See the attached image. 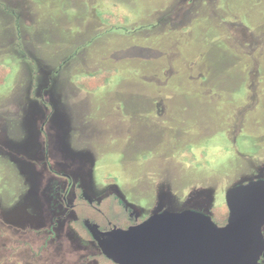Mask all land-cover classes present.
Here are the masks:
<instances>
[{
	"label": "rangeland",
	"instance_id": "rangeland-1",
	"mask_svg": "<svg viewBox=\"0 0 264 264\" xmlns=\"http://www.w3.org/2000/svg\"><path fill=\"white\" fill-rule=\"evenodd\" d=\"M0 65V246L43 245L52 217L67 229L61 158L132 218L211 215L264 179V0H0Z\"/></svg>",
	"mask_w": 264,
	"mask_h": 264
},
{
	"label": "water",
	"instance_id": "water-1",
	"mask_svg": "<svg viewBox=\"0 0 264 264\" xmlns=\"http://www.w3.org/2000/svg\"><path fill=\"white\" fill-rule=\"evenodd\" d=\"M226 204L223 226L198 209H162L125 229L87 226L117 264H264V179L228 189Z\"/></svg>",
	"mask_w": 264,
	"mask_h": 264
},
{
	"label": "flooded vegetation",
	"instance_id": "flooded-vegetation-1",
	"mask_svg": "<svg viewBox=\"0 0 264 264\" xmlns=\"http://www.w3.org/2000/svg\"><path fill=\"white\" fill-rule=\"evenodd\" d=\"M61 159L57 163L58 165H63L64 163L69 165L68 169H65L63 167L62 170L60 169L61 170L60 172H58L57 169H55L56 172L61 173V175H63L64 178L67 179L66 183L64 184L65 191L63 190L64 191L63 198L68 208L67 211H70L73 214L72 219L68 222L67 229L62 230V228L60 227L61 225L60 220L64 218V216L61 215L58 218L56 217L51 218L52 224H51L50 232H52V234L46 240L47 242L44 243L43 245L38 246V243H35L34 245H32L31 249H28V250H25V249L10 250L7 248V240L6 239L2 240V245L0 246V253H1L0 256H3L4 254H6V256L11 255V256H7V258H4L3 260L4 264H6L7 262L8 264H38L39 259L42 256L45 257V260H51L50 264H61V262H64V263L66 262L67 264H86V262H88L89 264H91L92 262H95V261L97 262L96 264H99L98 257L102 254V251L97 241L95 240L93 234L91 233L90 230H88L89 228L87 226V222H90L91 224H98L100 228L99 230L101 231L112 230L113 228H116V227L122 228V226L120 225H116V226L111 225L107 228H102L99 222H96V221L92 222L90 219H86V218L83 219L84 224L80 221L79 209H78L79 206L82 205L84 200L89 201L91 204H94L96 203V199L93 198L88 193V191L85 188L86 185L82 184V182L84 181H83V178L80 177L82 173L80 163H77V165L80 166L79 168L78 167L72 168L70 167L71 161L64 162L63 160L64 158H61ZM98 191H101V189L99 188ZM113 195L114 194L109 193L107 196H103L102 201L100 203H102L105 199ZM29 199H30V202L35 201L38 204L40 203L38 198L30 197ZM70 199H72V203H70L69 201ZM35 207L38 208L39 205H36ZM14 215H17V216L8 217L6 214H4L6 220L9 218L17 220V221H12L11 219H9L12 222L19 223L20 225H22V223H37L38 222L37 217L32 216L31 214H27L25 217H24V214L20 215L16 213ZM135 219L137 220L138 218H135ZM42 220H43L42 223H45L44 222L45 218H42ZM140 222L142 221H138V223ZM81 223L83 224V226ZM84 225H86V230L84 228ZM20 228L22 229V226H20ZM19 230L20 229L18 228V230L15 231L17 235L22 234L20 233L21 230L20 231ZM18 231H19V234H18ZM87 232L91 236V239H87L85 237ZM62 234L66 235L65 236L66 243L65 242L61 243V239H59L60 235ZM24 235L26 234L24 233ZM2 237L0 239H2ZM6 237L7 235L5 234V238ZM15 237L17 239L19 236H15ZM51 240L54 245L53 244L50 245ZM19 242H23L22 237L20 238ZM89 242L95 243L99 247L100 253L98 254L90 253L89 255L80 254L81 248L85 247L86 244ZM47 243H49L50 246H47L46 245ZM74 247H76V249H73Z\"/></svg>",
	"mask_w": 264,
	"mask_h": 264
},
{
	"label": "trees",
	"instance_id": "trees-1",
	"mask_svg": "<svg viewBox=\"0 0 264 264\" xmlns=\"http://www.w3.org/2000/svg\"><path fill=\"white\" fill-rule=\"evenodd\" d=\"M111 16V15H110ZM114 17V16H111ZM109 24H112L113 21L108 20ZM108 23V22H107ZM1 66V65H0ZM5 66V65H4ZM3 66V67H4ZM9 68L10 66H5L3 69ZM94 77H96L100 82L96 85H103L106 83L108 76L111 74L114 75L113 70L105 69L102 71H98L96 73H92ZM92 76V75H90ZM0 81V85H1ZM95 88V87H94ZM87 89V88H86ZM90 90V89H87ZM94 91V90H93ZM246 182V181H245ZM97 203V202H96ZM96 203L91 204L89 201H85L79 206V216L80 221L83 223V219H90L92 222H99L102 228H107L111 225H120L123 229L130 227V225L138 224V221H143L147 218H132L129 210L127 211L118 197L115 195L110 196L105 199L102 203L97 205ZM213 220L219 226H223L227 222L228 218V207L226 202H221L212 207ZM215 215V216H214ZM215 217V218H214ZM81 223V224H82ZM84 224V223H83ZM82 224V226H83ZM86 230V225H84ZM87 239H91V236L87 232L85 235ZM99 264H117L112 259L105 256L103 253L98 257Z\"/></svg>",
	"mask_w": 264,
	"mask_h": 264
},
{
	"label": "crops",
	"instance_id": "crops-1",
	"mask_svg": "<svg viewBox=\"0 0 264 264\" xmlns=\"http://www.w3.org/2000/svg\"><path fill=\"white\" fill-rule=\"evenodd\" d=\"M79 87V86H78ZM77 87V88H78ZM61 107L64 108V110L67 112V110H70V108L67 107L66 104H64V102L61 100Z\"/></svg>",
	"mask_w": 264,
	"mask_h": 264
}]
</instances>
